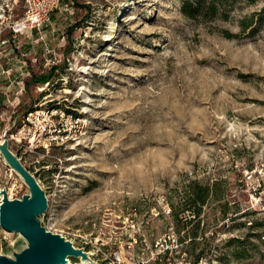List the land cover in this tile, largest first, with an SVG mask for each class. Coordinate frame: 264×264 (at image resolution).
Instances as JSON below:
<instances>
[{"label":"rangeland","instance_id":"obj_1","mask_svg":"<svg viewBox=\"0 0 264 264\" xmlns=\"http://www.w3.org/2000/svg\"><path fill=\"white\" fill-rule=\"evenodd\" d=\"M182 1L60 0L14 32L27 1L0 0V142L86 264H264V0ZM194 183H216L195 215ZM1 188L28 192L0 153ZM23 244L0 226V254Z\"/></svg>","mask_w":264,"mask_h":264},{"label":"water","instance_id":"obj_2","mask_svg":"<svg viewBox=\"0 0 264 264\" xmlns=\"http://www.w3.org/2000/svg\"><path fill=\"white\" fill-rule=\"evenodd\" d=\"M7 131L0 142V153L15 170L28 188L21 197L9 198L4 188L0 189V226L20 234L24 240L11 251V256L0 254V264H69L70 258H78L83 264L94 262L84 247L76 246L66 236L48 230L42 220L48 208L45 190L35 175L9 148Z\"/></svg>","mask_w":264,"mask_h":264},{"label":"trees","instance_id":"obj_3","mask_svg":"<svg viewBox=\"0 0 264 264\" xmlns=\"http://www.w3.org/2000/svg\"><path fill=\"white\" fill-rule=\"evenodd\" d=\"M233 0H183L181 5V11L191 17H195L196 15H202L206 18H212L214 16H217L220 13H224L225 7L230 4V2ZM249 3H256L260 0H244ZM226 13V12H225ZM71 28H69V31H71ZM254 30V29H253ZM57 67H53L52 70L56 69ZM51 76V68L49 71H47L46 74L39 76L38 80H41V83L49 81V78ZM216 183L205 184L200 185L198 183L190 184L189 185V196L188 200H191L192 203L188 206L189 211L193 215L199 214L200 207L202 204L206 202V200L212 195L211 192H214V186ZM246 214V213H245ZM257 225H260V223H257ZM259 239L264 242V239L261 238V235L258 234ZM228 244L235 243L237 244L236 247H234V255L236 257H239L240 255L244 254L245 249L242 246L243 240H241L238 237H232L229 240H227ZM240 246V247H239ZM236 248V249H235ZM165 249V251H167Z\"/></svg>","mask_w":264,"mask_h":264},{"label":"built area","instance_id":"obj_4","mask_svg":"<svg viewBox=\"0 0 264 264\" xmlns=\"http://www.w3.org/2000/svg\"><path fill=\"white\" fill-rule=\"evenodd\" d=\"M26 1L27 4L23 16L12 23V31L14 32H17L21 28L38 27L48 21L50 13L58 7L60 0ZM115 257L117 258V255Z\"/></svg>","mask_w":264,"mask_h":264},{"label":"bare ground","instance_id":"obj_5","mask_svg":"<svg viewBox=\"0 0 264 264\" xmlns=\"http://www.w3.org/2000/svg\"><path fill=\"white\" fill-rule=\"evenodd\" d=\"M11 196V195H10ZM69 261V260H68Z\"/></svg>","mask_w":264,"mask_h":264}]
</instances>
